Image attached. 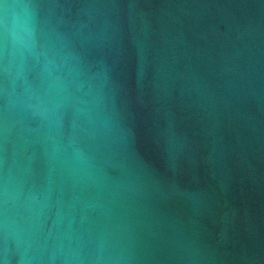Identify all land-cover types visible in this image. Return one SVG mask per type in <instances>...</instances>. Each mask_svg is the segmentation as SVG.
Here are the masks:
<instances>
[{
    "label": "water",
    "instance_id": "1",
    "mask_svg": "<svg viewBox=\"0 0 264 264\" xmlns=\"http://www.w3.org/2000/svg\"><path fill=\"white\" fill-rule=\"evenodd\" d=\"M0 264H264V0H0Z\"/></svg>",
    "mask_w": 264,
    "mask_h": 264
}]
</instances>
